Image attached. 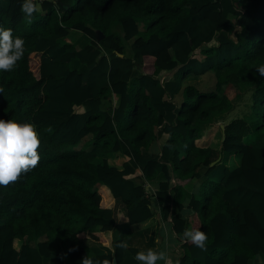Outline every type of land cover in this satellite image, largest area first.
I'll use <instances>...</instances> for the list:
<instances>
[{
    "label": "trees",
    "instance_id": "1",
    "mask_svg": "<svg viewBox=\"0 0 264 264\" xmlns=\"http://www.w3.org/2000/svg\"><path fill=\"white\" fill-rule=\"evenodd\" d=\"M35 2L29 24L22 0H0V26L25 41L0 71V119L34 123L40 140L38 166L0 187V264H121L137 251L116 247L117 205L123 223L158 207L173 235L206 233V251L182 239L167 264H264V0ZM207 73L211 87L184 81ZM228 153L237 164L211 176Z\"/></svg>",
    "mask_w": 264,
    "mask_h": 264
},
{
    "label": "clouds",
    "instance_id": "2",
    "mask_svg": "<svg viewBox=\"0 0 264 264\" xmlns=\"http://www.w3.org/2000/svg\"><path fill=\"white\" fill-rule=\"evenodd\" d=\"M21 11L27 23H32L33 14L38 11L35 0H22ZM25 41L22 37L13 36L11 28L0 26V71H12L17 62L24 56ZM256 71L264 76V64L258 66ZM3 88H0V92ZM51 132L52 129L48 128ZM40 140L34 123H23L12 119H0V187H7L19 181L20 177L38 166L40 156L38 149ZM182 239L206 251L207 235L197 227L186 228ZM127 243L121 241L116 245L121 249L127 248ZM135 260L139 264H157L165 261L167 253L163 250L148 248L135 253ZM81 264H111L109 259H97L84 256Z\"/></svg>",
    "mask_w": 264,
    "mask_h": 264
},
{
    "label": "crops",
    "instance_id": "3",
    "mask_svg": "<svg viewBox=\"0 0 264 264\" xmlns=\"http://www.w3.org/2000/svg\"><path fill=\"white\" fill-rule=\"evenodd\" d=\"M212 141L215 142V138H213ZM217 156L218 160L219 155ZM235 157L237 158V156L232 153L225 154L222 161L217 162L216 165L211 169V176L218 177L221 174L222 169L218 167L219 165L221 166V163L228 165L229 161L232 160V165L237 164L238 158L235 162ZM197 185L198 180L192 179V181L184 189L185 194L183 204H185L190 193L195 192ZM179 211L180 214L185 215L187 213V207L184 205ZM119 212H121V208L117 205L114 211V225L112 230H118V237H120L123 242L127 243V247H133L136 249V251L145 250L148 248H152L154 250H163L167 253V257L171 258L172 260H175L180 254L182 235L172 234L169 216H163L161 212L158 211V207L155 208V212L152 216L143 221L134 223H123L119 221ZM49 239L52 243L54 242L53 237L50 235ZM83 243L89 253H94L101 249L96 243L90 241H84ZM134 257L135 255L133 253L125 252L121 264H139V262L136 261ZM255 260H264V255L258 254L255 257ZM164 262L165 261H158L157 264H164Z\"/></svg>",
    "mask_w": 264,
    "mask_h": 264
},
{
    "label": "rangeland",
    "instance_id": "4",
    "mask_svg": "<svg viewBox=\"0 0 264 264\" xmlns=\"http://www.w3.org/2000/svg\"><path fill=\"white\" fill-rule=\"evenodd\" d=\"M60 1L62 3H64L67 0H60ZM36 4L38 6V3H36ZM65 40H70V41L72 40L73 42H77V43L81 44V42H83L85 39H83V37L81 36V34L79 32L72 30V32H70L68 34V36ZM184 81L185 82H194V83H196V85L198 87H201L203 89L208 88L209 86L211 87L210 84H212L211 83V76L208 73L207 74H201L200 76H195V77L189 76V77L185 78ZM231 101L233 103V106H232V109L227 112L226 119L230 118L231 116H235V115L240 114L242 109L246 108V106L243 104H244V102L248 101V97L246 96V94H243L241 98H238V99L231 98ZM105 105H106V103L101 104L102 107H105ZM217 137H218V133L215 134L214 138L216 139ZM86 140H87L86 137L80 139L77 143H75V146L77 147V146L82 145V143H85ZM98 158H100V155L96 156V159H98ZM117 160H118L117 158L113 159L114 162H117ZM236 161H237V158L235 157V162ZM232 163H233V161L231 160V161H229L228 165L232 166ZM117 231H118L117 229H114L112 231L113 236H118L119 233ZM40 237L43 239L46 238L49 240V234H47V233L42 234ZM14 243H15V245L17 244V242H14Z\"/></svg>",
    "mask_w": 264,
    "mask_h": 264
},
{
    "label": "water",
    "instance_id": "5",
    "mask_svg": "<svg viewBox=\"0 0 264 264\" xmlns=\"http://www.w3.org/2000/svg\"><path fill=\"white\" fill-rule=\"evenodd\" d=\"M63 6H66L65 4H63ZM219 126H220V128L222 129V127H223V124L222 123H219ZM221 133H222V130H221ZM217 158H218V156L214 159V160H212V161H210L209 162V164H212L214 161H216L217 160ZM112 262H114V258H112Z\"/></svg>",
    "mask_w": 264,
    "mask_h": 264
}]
</instances>
